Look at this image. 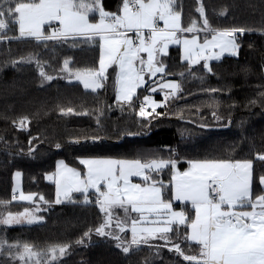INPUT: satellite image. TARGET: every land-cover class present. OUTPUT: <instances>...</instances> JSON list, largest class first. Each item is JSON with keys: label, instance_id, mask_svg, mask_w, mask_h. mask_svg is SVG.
<instances>
[{"label": "snow or ice", "instance_id": "snow-or-ice-1", "mask_svg": "<svg viewBox=\"0 0 264 264\" xmlns=\"http://www.w3.org/2000/svg\"><path fill=\"white\" fill-rule=\"evenodd\" d=\"M195 11L200 22L192 19L184 26L178 0H119L115 10L108 9L105 0H0V41L31 38L37 42L71 41L73 46L80 42L93 44L99 50L98 66L73 70L70 59H65L60 71L67 75L61 78L78 81L84 89L95 92L104 87L112 69L117 101L132 106L140 88L149 93L158 88L167 101L181 90L177 81L165 79L169 73L164 58L169 56L170 46H178L179 59L187 62L189 74H194L193 66L203 61L201 68L214 75L209 61H219L226 53L238 57L240 38L252 31L243 26L212 27L202 0H197ZM226 12L224 9L220 15ZM8 32L18 35L9 36ZM261 34L264 35V30ZM33 59L21 57L12 61L11 66L32 63ZM35 63L41 86L56 79L38 59ZM158 74L160 80L151 81L156 87H146L149 82L145 77L151 79ZM260 97L264 107V92ZM256 103L250 101L251 105ZM162 106L151 94L145 95L139 115L146 118L152 114L148 108L155 112ZM73 111L71 107L61 109L66 114ZM212 115L219 119L215 112ZM28 123L27 116L13 121L20 130H26ZM146 123L150 127L151 122ZM91 139L97 143L101 138ZM61 147L60 143L55 144L56 149ZM78 159L83 170L60 160L55 172L46 174L45 179L56 186L54 202L39 197V201L51 206L76 203L78 195L83 205L98 209L100 223L85 231L76 243H85V238L90 241L94 233L115 241V246L127 254L133 245L151 247L150 241L163 240V247L171 244L169 251L182 257L186 264H264V174L257 177L254 169L255 161L264 165V152H257L252 159H189L188 167L182 171L178 168L179 153L172 148L166 157L137 152L132 159ZM165 170L170 173L167 183L160 178ZM21 176L16 171L14 179L18 181ZM134 177L141 182H134ZM257 179L259 192L254 194ZM17 191L18 187H14L13 201L36 203L35 193L20 191L17 197ZM175 202H179L180 210L174 208ZM9 203L0 201L7 213L0 212V225H33L45 219L37 215L40 207L11 212ZM117 209L123 211L122 216ZM128 231L131 239L126 242L121 234ZM170 233H175L180 242L172 243ZM181 243H187L189 248L195 245L198 250L186 252ZM69 247L53 244L38 250L30 243L9 242L0 237V255L7 258L8 264H58Z\"/></svg>", "mask_w": 264, "mask_h": 264}, {"label": "trees", "instance_id": "trees-1", "mask_svg": "<svg viewBox=\"0 0 264 264\" xmlns=\"http://www.w3.org/2000/svg\"><path fill=\"white\" fill-rule=\"evenodd\" d=\"M202 2L212 27L243 26L252 31L240 38L238 57L224 55L219 61H209L214 75L201 68L203 63L194 65V74H189L187 62L179 59L178 46H170L169 56L164 58L169 73L165 78L177 79L181 90L170 95L162 107L146 118L139 115L136 104L145 89H139L132 106L117 101L112 69L104 87L95 92L59 76L65 59H70L73 70L97 67L99 50L95 45L80 42L73 46L71 41L37 42L31 38L0 41V201L10 202L9 211L23 212L39 205L12 200L15 171L22 173L24 192L55 201V185L46 181L45 175L54 171L59 159L80 167L78 158L132 159L137 152L166 157L172 148L178 151L180 167H184L193 158L252 159L257 152H264V107L260 103V93L264 92V35L261 34L264 0ZM118 3L119 0H105L110 10H115ZM178 6L182 25L187 26L192 19L200 22L195 11L197 0H178ZM224 9L226 15L221 16ZM29 56L34 58L32 63L11 66L12 61ZM36 59L56 79L41 86ZM213 88L218 91H209ZM252 100L257 103L251 105ZM69 107L74 110L72 114L61 112ZM24 116L29 117L30 123L26 130H20L13 121ZM146 122H151L150 127ZM201 124L206 127L201 128ZM94 136L100 137V141L92 143ZM77 140L80 143L74 142ZM57 143L62 145L59 150L55 148ZM254 169L257 177L264 174L261 162L255 161ZM160 178L167 183L168 170ZM253 187L254 194H258V179ZM80 201L51 206L43 202L37 213L44 216L43 221L33 225H0V237H6L9 242L30 243L38 250L53 244H68L70 247L58 264H186L163 244L156 247L141 244L125 254L115 246V241L94 233L90 241L85 238V243H76L101 220L94 205L85 206ZM44 208L49 210L43 211ZM174 208L180 210L179 203ZM0 212L7 214L2 205ZM129 232L123 234L130 237ZM169 235L172 243L180 242L175 233ZM181 246L186 252L198 250L195 245L189 248L187 243ZM0 264H8L3 255Z\"/></svg>", "mask_w": 264, "mask_h": 264}, {"label": "rangeland", "instance_id": "rangeland-1", "mask_svg": "<svg viewBox=\"0 0 264 264\" xmlns=\"http://www.w3.org/2000/svg\"><path fill=\"white\" fill-rule=\"evenodd\" d=\"M190 35V34H189ZM224 55H227V53L226 54H224ZM201 63H203V61H201ZM185 70V69H184ZM38 71H39V68H38ZM183 71V70H182ZM181 71V72H182ZM67 74L66 73H63V72H60V75L59 76H61V77H65ZM178 75H181L180 73H178ZM54 77H57L56 75H53ZM145 79H146V81H148L149 83H148V85H147V87H156V85L155 84H152L151 83V81L152 80H156V81H159L160 80V76H159V74L157 75V77H154V78H151V79H149V77H145ZM165 79H167V80H175V81H177L178 82V80L177 79H175V78H165ZM66 80H68V79H66ZM72 81H75V80H72ZM78 82V81H77ZM44 83H48V82H44ZM138 91H139V89H137V94H138ZM115 94H116V91H115ZM148 94H151L152 96H153V98L156 100V101H160V102H162V104L165 102V100H164V93H162V92H160L159 91V89L157 88V91L155 92V93H149V92H145L144 94H142L140 97H141V100H143V97L145 96V95H148ZM151 109V108H150ZM83 158H95V157H83ZM193 159H199V158H193ZM60 160H63V161H65L64 159H59V160H57V161H60ZM79 161V160H78ZM188 161V160H187ZM187 161H186V165L184 166V167H180V161H179V163H178V168L182 171V170H184V169H186L187 167H188V163H187ZM57 163V162H56ZM65 163H66V161H65ZM67 164V163H66ZM68 166L69 167H74V166H71V165H69L68 164ZM74 168H78V169H80V170H83V168H84V166L83 165H80V167H74ZM55 169H56V166H55ZM55 169H54V171L53 172H55ZM16 172V171H15ZM15 172H14V174H15ZM53 172H50V173H47V174H51V173H53ZM14 174H13V185H12V189L14 188V187H18V191L16 192V195H17V197L19 196V192L20 191H23L22 190V182H21V177L19 178V180L17 181L16 179H14ZM46 176V175H45ZM46 181H48V182H51V183H53L52 181H50V180H47V179H45ZM133 181L134 182H137V183H139V182H141L140 181V179L139 178H133ZM54 184V183H53ZM55 185V184H54ZM24 192V191H23ZM25 194H26V192H24ZM55 198H56V186H55ZM35 200H36V203L35 204H39L38 205V207H40L41 206V204L43 203L42 201H39V197L36 195V197L34 198ZM78 199H81L82 200V198L81 197H79L78 195H77V200ZM17 201H20L19 199H17ZM21 202H25V201H21ZM26 202H28V201H26ZM28 203H31V202H28ZM65 203V202H64ZM67 203V202H66ZM175 203H179V202H175ZM31 204H33V203H31ZM188 207H190V206H188ZM121 216L123 215V211L122 210H120V209H117L116 210ZM133 216H135L136 214L135 213H133L132 214ZM129 234H131V232H129ZM122 236L125 238V241L127 242V241H130V239H131V236L130 237H127L126 235H124V234H122ZM151 245H152V247H156L158 244H165V241H163V240H153V241H150L149 242ZM144 245V244H143ZM168 248H170L171 247V245H168L167 246ZM134 248H137V246H135V245H133L131 248H130V250L129 251H131V250H133ZM59 258H61V257H59Z\"/></svg>", "mask_w": 264, "mask_h": 264}, {"label": "built area", "instance_id": "built-area-1", "mask_svg": "<svg viewBox=\"0 0 264 264\" xmlns=\"http://www.w3.org/2000/svg\"><path fill=\"white\" fill-rule=\"evenodd\" d=\"M143 101L140 100V101H137L136 104L139 106ZM150 113L152 112L151 110H148Z\"/></svg>", "mask_w": 264, "mask_h": 264}, {"label": "crops", "instance_id": "crops-1", "mask_svg": "<svg viewBox=\"0 0 264 264\" xmlns=\"http://www.w3.org/2000/svg\"><path fill=\"white\" fill-rule=\"evenodd\" d=\"M227 55H228V54H227ZM26 194H27V193H26ZM55 199H56V198H55ZM25 203H28V202L25 201ZM174 204H177V203H174Z\"/></svg>", "mask_w": 264, "mask_h": 264}]
</instances>
